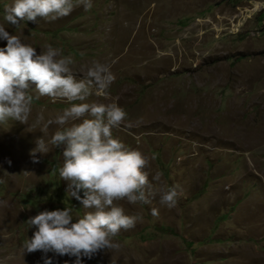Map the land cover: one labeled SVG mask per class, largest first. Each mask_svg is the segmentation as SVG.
Here are the masks:
<instances>
[{
  "label": "rangeland",
  "instance_id": "1",
  "mask_svg": "<svg viewBox=\"0 0 264 264\" xmlns=\"http://www.w3.org/2000/svg\"><path fill=\"white\" fill-rule=\"evenodd\" d=\"M11 3L0 0V24L38 54L50 44L72 56L78 79L93 62L110 66L109 94L86 102L122 107L113 136L148 157L150 203L116 202L141 219L82 264H264V0H92L17 27L3 20ZM32 95L24 124L0 125V264H43L24 249L39 211H89L66 194L59 148L29 155L68 101ZM172 186L182 194L167 207L160 193Z\"/></svg>",
  "mask_w": 264,
  "mask_h": 264
},
{
  "label": "clouds",
  "instance_id": "2",
  "mask_svg": "<svg viewBox=\"0 0 264 264\" xmlns=\"http://www.w3.org/2000/svg\"><path fill=\"white\" fill-rule=\"evenodd\" d=\"M76 6L88 11L92 0H12L4 8L3 20L12 27L36 23L37 18L54 21L68 16ZM0 41H6L0 48V125L10 120L24 124L32 109L33 90L39 96L68 101L61 114L47 121L60 127L48 141L38 137L29 155L35 163L37 154L49 152V145L59 148L58 175L66 184V194L89 210L75 219L73 207L39 211L27 221L35 231L24 243L25 252L40 251L43 264H53L48 253L74 257L72 264H82V258L117 248L112 237L133 228L141 217L125 214L116 202L147 205L154 191L145 171L148 157L113 136V129L127 118L125 110L116 103L86 102L90 95L109 94L114 80L110 66L93 62L78 79L71 68L73 57L61 55L50 44L38 54L37 48L10 34L2 24ZM181 194L178 186H172L160 193V203L173 207ZM149 211L157 215L155 208Z\"/></svg>",
  "mask_w": 264,
  "mask_h": 264
}]
</instances>
